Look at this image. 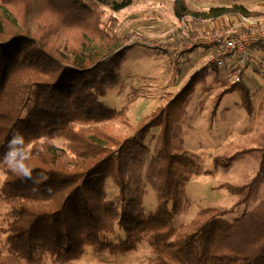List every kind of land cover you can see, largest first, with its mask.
Here are the masks:
<instances>
[{
  "label": "trees",
  "instance_id": "trees-1",
  "mask_svg": "<svg viewBox=\"0 0 264 264\" xmlns=\"http://www.w3.org/2000/svg\"><path fill=\"white\" fill-rule=\"evenodd\" d=\"M94 1L100 0H0V167L6 205L0 264H42L46 255L55 263L71 262L88 247L98 254H127L144 241L154 248L152 264H264V199L230 217L262 184L264 154L247 183L218 186L239 196L234 206L203 208L188 223L174 225L181 190L200 172L183 148L179 117L186 113L187 91L197 77L206 78L207 67L195 71L132 135L99 126L119 113L102 99L119 79L133 32L106 31L101 10L89 3ZM174 12L185 20L261 16L245 4L195 10L186 0H174ZM263 27L259 20L254 28ZM254 48L264 53V45ZM249 64L236 68V80L217 98L239 90L241 105L252 114L254 89L244 77ZM212 69L218 72V65ZM153 129L158 132L152 149L146 139ZM16 131L32 144L30 179L3 164ZM56 138L64 146L55 144ZM236 157L214 161L230 165ZM109 178L118 189L116 201L106 189ZM145 182L156 192L153 210L144 207ZM117 227L123 234L114 239Z\"/></svg>",
  "mask_w": 264,
  "mask_h": 264
},
{
  "label": "rangeland",
  "instance_id": "rangeland-1",
  "mask_svg": "<svg viewBox=\"0 0 264 264\" xmlns=\"http://www.w3.org/2000/svg\"><path fill=\"white\" fill-rule=\"evenodd\" d=\"M123 1L100 0L89 3L101 10L103 27L112 35L122 36L133 32L129 43L132 45L125 49L124 60L119 67V79L102 99L106 107L114 108L119 113L116 117L99 123V126H107L112 134L129 136L144 119L154 116L160 107L165 106L195 71L210 63L211 51L208 47L198 45L188 49L191 39L197 34L226 27L235 17L221 18L217 26L211 23L204 26L201 25V20L189 17L186 25L180 29V19L174 12V0H132L124 7L115 8V4H122ZM186 1L195 10L245 4L251 10L261 12V16L256 17L264 22V0ZM195 49L201 50L198 57L186 56L187 52L192 53ZM254 50L255 48L251 65L245 71L246 75L244 74L254 89L252 114L241 105L239 90L227 92L221 99L217 98L226 86L236 80L237 67L227 70L222 68V71L216 73L208 69L209 73L204 80L197 77L193 84L190 83L193 90L187 91L186 113L179 120L182 124L183 148L196 159L200 172L181 190L183 202L175 215V226L188 223L203 208H231L239 196L218 186L225 182L247 183L258 172L264 154V76L260 75L264 53ZM200 52L204 54L200 56ZM255 68L258 69L257 72ZM250 78H254L258 84L253 85ZM198 87L199 91L196 90ZM157 132L158 129H153L146 139L152 149ZM53 142L59 146L65 144L62 138H56ZM245 149L247 152H244ZM151 154L152 152L145 157V166ZM234 155L237 157L230 165L214 161L216 156L228 158ZM145 174L146 167L143 171L144 176ZM4 177V170L0 167V227L5 225L6 205L1 198ZM106 189L109 197L116 201L118 189L111 178L107 180ZM145 190V210H153L157 205L156 192L147 182ZM262 199L264 180L251 199L234 208L230 217L253 208ZM121 234L123 231L117 227L112 237L115 239V236ZM2 243L3 237H0V246ZM153 255L154 248L144 241L137 250L127 254H98L88 247L79 260L55 263L46 255L42 264H152Z\"/></svg>",
  "mask_w": 264,
  "mask_h": 264
},
{
  "label": "built area",
  "instance_id": "built-area-1",
  "mask_svg": "<svg viewBox=\"0 0 264 264\" xmlns=\"http://www.w3.org/2000/svg\"><path fill=\"white\" fill-rule=\"evenodd\" d=\"M258 21L256 16L239 15L218 31L195 35L187 47L190 49L198 45L206 46L211 51V63L226 66L227 59L234 57L235 66L244 68L253 56L254 47L264 45V27L254 28ZM183 24L184 21L179 25ZM260 68V75L264 76V58Z\"/></svg>",
  "mask_w": 264,
  "mask_h": 264
},
{
  "label": "clouds",
  "instance_id": "clouds-1",
  "mask_svg": "<svg viewBox=\"0 0 264 264\" xmlns=\"http://www.w3.org/2000/svg\"><path fill=\"white\" fill-rule=\"evenodd\" d=\"M8 151L4 154L3 164L23 179H30L33 167L28 163L31 158L32 144L26 142L25 135L16 131L7 143Z\"/></svg>",
  "mask_w": 264,
  "mask_h": 264
},
{
  "label": "crops",
  "instance_id": "crops-1",
  "mask_svg": "<svg viewBox=\"0 0 264 264\" xmlns=\"http://www.w3.org/2000/svg\"><path fill=\"white\" fill-rule=\"evenodd\" d=\"M221 18H223V19H225V18H227L228 19V17H221ZM221 18H217V19H209V20H201V25L203 24L204 26L205 25H209L210 23H211V25H215V26H217V24H219L218 22L220 21V19ZM198 20H200V19H198ZM184 21V24L183 25H181L180 26V29L183 27V26H185L186 25V20L185 19H180V21H179V23L180 24H182V22ZM213 22V23H212ZM178 25V24H177ZM226 26V25H225ZM224 27V26H223ZM191 49V48H190ZM199 49V48H198ZM198 49H195L192 53H190V52H187V57L189 56H196V57H198L199 56V51H201V50H198ZM209 49V48H208ZM204 50V49H203ZM257 50V51H256ZM255 52H258V51H260L258 48H256L255 50H254ZM204 52H206V50H204ZM263 52V51H262ZM189 53V54H188ZM259 53V52H258ZM204 53L203 52H200V56L201 55H203ZM235 59L233 58V57H229L228 59H227V65L226 66H218V71L220 72V71H222V68H225V70H227L228 68L229 69H232V68H234L233 66H235V61H234ZM252 63V62H251ZM215 65V64H213V63H209L207 66H204V67H207L206 68V72H207V74L209 73V70L212 72V68H213V66ZM250 65L251 64H249V66L246 68V72H247V69L250 67ZM236 67V66H235ZM209 69V70H208ZM240 69V68H239ZM215 72V71H214ZM246 72L244 73L245 75H246ZM257 72V71H256ZM216 73V72H215ZM249 78V77H248ZM245 79L248 81V79H247V77H245ZM251 79V82H252V84L253 85H256V84H258V83H256V81H255V79L253 78H250ZM248 83L251 85V83L248 81ZM260 85V84H259ZM258 85V86H259ZM201 87V86H200ZM196 90H200L199 89V87L198 88H196ZM195 90V91H196ZM190 100H191V98H190Z\"/></svg>",
  "mask_w": 264,
  "mask_h": 264
}]
</instances>
